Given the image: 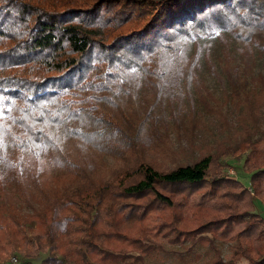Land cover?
<instances>
[{
    "label": "trees",
    "instance_id": "16d2710c",
    "mask_svg": "<svg viewBox=\"0 0 264 264\" xmlns=\"http://www.w3.org/2000/svg\"><path fill=\"white\" fill-rule=\"evenodd\" d=\"M257 55L264 0H0V260L144 264L160 237L212 236L230 256L212 244L202 264H264ZM160 112L175 132L214 115L235 144L204 143L164 170ZM226 155L243 159L255 197L223 173Z\"/></svg>",
    "mask_w": 264,
    "mask_h": 264
},
{
    "label": "rangeland",
    "instance_id": "374dc122",
    "mask_svg": "<svg viewBox=\"0 0 264 264\" xmlns=\"http://www.w3.org/2000/svg\"><path fill=\"white\" fill-rule=\"evenodd\" d=\"M205 38H213L215 36V32L212 29L206 30L203 35ZM254 71L255 72H264V55H257L254 58ZM205 83L204 92L211 93L217 101L222 102L225 98V92L222 90V86L215 82L214 79L209 77L207 74L203 77ZM180 95L182 96L183 92ZM223 113L226 116L232 117L230 113L233 112L230 108L226 106H221ZM159 121L162 124L163 128L169 132V146L172 148L171 152L168 155H163L157 161L160 166L164 170L167 167H172L174 165V160H185L192 159L197 157L200 153V149L204 143L213 144L218 140H224L229 147L232 144H235L236 139L231 138L228 140L229 130L228 128H224L220 125V121L214 115H207L206 118V128H193L187 127L185 130L180 129L175 132L172 129V122L170 117L164 113H159ZM264 116V109H263ZM229 118V119H230ZM205 124V125H206ZM244 149V148H243ZM240 152H243L244 150ZM108 167H114L116 165H121L120 162H115L114 159H108ZM220 162L223 166V173L229 177H235L238 179L247 189L250 188L249 183V174L246 173L245 168L243 166V159L238 160L230 155L223 156ZM252 197H255L254 192L252 190L249 191ZM19 205V203L17 202ZM255 210L259 213L264 220V203L262 201L255 200L254 202ZM22 212L26 211V209H22ZM215 245L220 251L224 259H228L230 256V248L229 243L221 242L216 238H212L210 236V245L206 246L205 244H201L200 242H195L192 244L185 243L183 246L180 244L172 243L168 239L164 237H160L152 242L154 250L149 254L144 256V264H202L206 258L210 257V247L211 245ZM197 255H201V258L196 257ZM14 255H9L4 259L0 260V264H16L11 263L9 261L10 257ZM45 255H41L39 258L34 260H28L18 255L19 261L25 262L26 264H40ZM244 261H240L238 264H244Z\"/></svg>",
    "mask_w": 264,
    "mask_h": 264
},
{
    "label": "built area",
    "instance_id": "2783aa9c",
    "mask_svg": "<svg viewBox=\"0 0 264 264\" xmlns=\"http://www.w3.org/2000/svg\"><path fill=\"white\" fill-rule=\"evenodd\" d=\"M248 190L250 191L251 190V187ZM9 261L11 263H16V264H26L25 262L19 261V259L17 257H15V256H11L10 259H9Z\"/></svg>",
    "mask_w": 264,
    "mask_h": 264
}]
</instances>
